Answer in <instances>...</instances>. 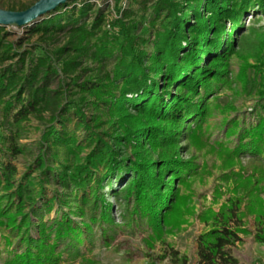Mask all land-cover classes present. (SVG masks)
Wrapping results in <instances>:
<instances>
[{
    "label": "trees",
    "instance_id": "16d2710c",
    "mask_svg": "<svg viewBox=\"0 0 264 264\" xmlns=\"http://www.w3.org/2000/svg\"><path fill=\"white\" fill-rule=\"evenodd\" d=\"M130 1L114 0L119 14L114 20L109 0L60 5L29 27L27 35L61 44L39 46L35 53L10 41L11 33L0 26V116L8 130L31 118L44 126L33 166L40 173L37 184L29 176L16 182L18 170L9 158L21 150L15 136L0 134V194L6 193L0 204L9 200L1 211L11 222V235L25 245L17 256L21 264L51 261L45 251L52 233L59 242L69 240L78 247L85 242V229L109 222L113 206L103 196L105 181L111 185L113 178L121 182L130 175L124 191L130 192L138 212L157 215L163 189L171 191L174 201L164 176L181 175L184 163L169 157L150 161L142 149L145 143H174L185 118L195 112L196 118L201 116L203 101L197 106L195 97L200 89L209 92L223 73L206 58L213 53V64L220 63L233 42L232 34L223 38L226 21L236 32L254 5L264 8V0H143L140 10H150L146 18L126 8ZM199 3L202 9L196 8ZM85 64L93 68H83ZM64 87L80 94V102L68 100ZM71 124L85 131L83 140ZM246 139V153L264 151V121ZM122 148L134 159L121 160ZM47 187L54 189L51 198ZM116 194L111 189L109 196ZM56 206L62 216L45 221ZM163 207L168 210L169 203ZM242 235L246 230L241 220L216 222L197 237L196 264H240L231 249L242 243ZM255 241L264 244V228Z\"/></svg>",
    "mask_w": 264,
    "mask_h": 264
},
{
    "label": "rangeland",
    "instance_id": "374dc122",
    "mask_svg": "<svg viewBox=\"0 0 264 264\" xmlns=\"http://www.w3.org/2000/svg\"><path fill=\"white\" fill-rule=\"evenodd\" d=\"M37 1L0 0V9L30 7ZM109 1L113 6L109 12L114 20L119 14L114 0ZM142 1L131 0L126 8L148 18L150 10H140ZM253 7L241 17L236 32H232L231 22L226 21L223 38L228 39L231 34L233 37L227 57L214 64L213 53L206 58L211 68L216 66L223 73L218 81H213L209 92L200 89L195 97V105L203 101L201 116L196 118L198 112H195L185 118L181 135H176L178 140L174 143H145L142 149L150 161L159 163L162 158L169 157L184 163L181 175L164 176L165 184L173 187L174 201L171 191L163 189L166 193L164 201L156 208L157 215L143 211L145 216L138 212L139 207L130 192L124 191V186L130 183L127 179L130 175L121 182L113 178L111 185L105 181L103 196L113 206L110 221L92 225L91 231L85 229V242L78 247L69 240L59 242L55 234H50L45 255L51 261L45 264H196L197 237L209 231L216 222L231 218L241 220L246 230L242 243L231 249L234 257L240 264H264V244L255 241L256 234L264 228V151L253 154L252 149L251 153H246L245 148L246 135L264 121V8ZM196 8L202 9L203 5L199 3ZM34 24L8 27L10 41L34 53L40 52L39 46L50 49L61 44L45 43L38 37L29 39L28 28ZM86 67L93 68L88 64L83 68ZM63 90L68 100L72 99L75 104L80 102V94L76 91L66 87ZM175 97L176 92H173ZM7 127L1 115L0 134L15 136L14 144L21 150L16 157L9 158L18 170L16 182L19 184L29 176L37 184L40 173L34 171L33 166L39 155L44 126L31 118L11 130ZM70 128L80 141L85 138L82 128L73 124ZM251 148L253 146L249 145L248 150ZM120 152L121 160L134 159L129 149L122 148ZM88 153L89 148L82 157ZM111 189L117 191L116 196H109ZM53 192V188L47 187L48 198ZM5 194L1 192L0 196ZM8 201L5 199L0 204V264H21L17 256L25 252V245L18 235H11L8 229L11 222L1 211ZM165 202L169 203L168 210L163 207ZM57 210L56 206L44 220L51 222L62 216ZM77 222H81L80 219Z\"/></svg>",
    "mask_w": 264,
    "mask_h": 264
},
{
    "label": "water",
    "instance_id": "95a60500",
    "mask_svg": "<svg viewBox=\"0 0 264 264\" xmlns=\"http://www.w3.org/2000/svg\"><path fill=\"white\" fill-rule=\"evenodd\" d=\"M68 1L70 0H38L23 11L0 9V26L22 28L30 23H36Z\"/></svg>",
    "mask_w": 264,
    "mask_h": 264
}]
</instances>
